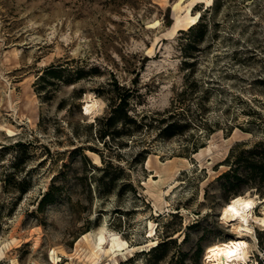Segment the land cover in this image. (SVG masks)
<instances>
[{
    "label": "rangeland",
    "instance_id": "374dc122",
    "mask_svg": "<svg viewBox=\"0 0 264 264\" xmlns=\"http://www.w3.org/2000/svg\"><path fill=\"white\" fill-rule=\"evenodd\" d=\"M177 2L0 0V200L21 194L0 264H156L148 251L163 239L174 242L157 264L197 249L206 264V247L233 236L219 213L233 190L218 176L232 147L264 143V0ZM191 83L183 104L195 109L200 86H214L206 117L225 128L197 152L185 147L195 138L162 137L154 120ZM86 95L99 103L91 115ZM122 97L127 118L108 125ZM104 130L112 135L101 139ZM20 179L24 193L13 188ZM238 190L260 201L261 216L264 196ZM101 232L105 249L116 236L125 244L115 256L97 250L94 263ZM255 235L250 264H264V226Z\"/></svg>",
    "mask_w": 264,
    "mask_h": 264
},
{
    "label": "trees",
    "instance_id": "16d2710c",
    "mask_svg": "<svg viewBox=\"0 0 264 264\" xmlns=\"http://www.w3.org/2000/svg\"><path fill=\"white\" fill-rule=\"evenodd\" d=\"M202 19L203 15H200L197 22L191 25L188 28V31L190 32L195 28L200 27ZM185 49V54H187L189 53L191 46H185ZM53 73L54 71H51V69L45 71V75ZM197 87L199 86L195 83L187 85L183 93L179 94L178 98L174 100L172 109L165 111L164 113H156L157 116L154 118L157 125L159 126V135L162 137L168 139L176 136L188 135L187 138L189 139L195 138L193 141H191V143H187L185 146L186 149L192 150L193 152H197L201 147L204 146L203 140L205 138L213 134L215 131L225 129L220 126V122L218 120L212 122L206 117L208 110L206 105L210 100V95L214 90V86H210L209 84L205 85V87L200 86L201 94L195 104V109H193L192 105L190 104H183L185 103L184 95L186 94L187 90L189 89L192 93L196 91ZM124 101L125 97L120 98V102L111 109V115H109L106 119L108 125H111L112 122L120 119L119 117L127 118V113L125 110L123 111L122 107V102ZM165 113L169 114L163 116ZM142 126L144 125L142 124ZM226 126L228 128L227 133H230L234 128L232 122H226ZM110 135H112V132L109 130H104L100 132L99 137L103 139L105 136ZM24 145L25 144L18 141L10 146H2L1 149L4 150L8 147L12 148ZM234 153L235 148L232 147L227 157V162L230 163L229 168L218 176L219 180H225V183H227L223 184V188H227L231 191L233 190L231 193V196L233 197L236 195H241V191L238 190V187L244 184V186L256 188L260 195L264 196V143L256 142L252 146L242 149L239 155H235ZM13 174H10L6 177V179L3 180L5 184H10V177L15 176V174ZM25 183L26 181L24 179L14 181L13 188H16L18 191L24 193L26 191ZM20 198L21 194L18 196V198H11L10 200L4 201L0 200V235L4 222L9 216H12ZM44 199L40 201V204L44 202ZM173 242V239H163L157 242V244L148 251V255L151 256L149 261H153L156 264L161 262L168 255L166 252L167 249L165 247L169 243ZM200 255L201 249H197V251L192 255H190V252L176 251L174 254H172V257L166 262V264H200Z\"/></svg>",
    "mask_w": 264,
    "mask_h": 264
},
{
    "label": "bare ground",
    "instance_id": "6f19581e",
    "mask_svg": "<svg viewBox=\"0 0 264 264\" xmlns=\"http://www.w3.org/2000/svg\"><path fill=\"white\" fill-rule=\"evenodd\" d=\"M183 0H178L175 6H179ZM186 11L189 12V6H186ZM199 17L191 16L189 18L190 25L196 23V19ZM180 16L176 17V24L178 26ZM84 105V115H91L95 112L98 107V100L93 99L91 95H86ZM0 127H2L0 125ZM148 165V161L146 162ZM259 200L250 195H236L230 198V200L224 204L220 210V219L231 227L233 236L228 240L222 242H215L206 247L205 256L207 260L206 264H227L228 261L235 262L237 264H250L252 255L249 253V241L248 238L256 239L255 227L264 226V209L261 216L255 215L254 209L259 204ZM117 237V236H116ZM113 238L109 248L105 249L104 244L106 243V237L103 232L97 237L94 246L91 247V255H95L94 263L100 257L97 253L102 251L103 254H109L115 256L117 253L123 250L122 246L125 244L124 241H117ZM88 235H84L83 239L87 240Z\"/></svg>",
    "mask_w": 264,
    "mask_h": 264
},
{
    "label": "built area",
    "instance_id": "2783aa9c",
    "mask_svg": "<svg viewBox=\"0 0 264 264\" xmlns=\"http://www.w3.org/2000/svg\"><path fill=\"white\" fill-rule=\"evenodd\" d=\"M258 253H259V255H261L259 251H258ZM263 254H264V251H263ZM206 260H207V258H206V256L204 255V261H206ZM227 264H237V263L232 262V261L229 260Z\"/></svg>",
    "mask_w": 264,
    "mask_h": 264
}]
</instances>
